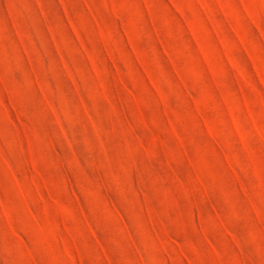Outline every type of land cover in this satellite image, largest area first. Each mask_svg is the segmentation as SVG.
I'll return each mask as SVG.
<instances>
[{
  "label": "rangeland",
  "instance_id": "rangeland-1",
  "mask_svg": "<svg viewBox=\"0 0 264 264\" xmlns=\"http://www.w3.org/2000/svg\"><path fill=\"white\" fill-rule=\"evenodd\" d=\"M0 264H264V0H0Z\"/></svg>",
  "mask_w": 264,
  "mask_h": 264
}]
</instances>
